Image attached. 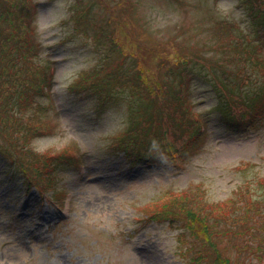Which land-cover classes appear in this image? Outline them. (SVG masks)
<instances>
[{
	"label": "rangeland",
	"instance_id": "374dc122",
	"mask_svg": "<svg viewBox=\"0 0 264 264\" xmlns=\"http://www.w3.org/2000/svg\"><path fill=\"white\" fill-rule=\"evenodd\" d=\"M24 1L31 8L26 39L34 44L33 59L51 66L53 73L46 97L38 96L49 103L52 128L29 144L37 153L72 146L78 163L71 156L50 166L53 192L45 194L28 189L23 174L6 172L0 158V264H189L194 252L186 248L189 230L180 220L147 218L145 204L166 189L190 187L204 188L210 203L237 196L243 185L264 199V112L253 126L224 121L210 73L229 68L214 48L216 20L230 21L237 35L248 31L264 55V20L251 19L252 5L246 0H126L132 5L131 37L119 23L128 22L117 13L126 7L120 0ZM7 3L0 2V7L7 8ZM112 15L108 32L123 39L126 67L143 56L145 69L162 72L158 50L166 55L178 50L198 59L174 64L178 73H185L187 98L204 125L197 140L184 137L179 156L159 153L130 164L111 143L128 128L132 105L142 101L131 99L126 88L110 100L100 99L88 85L68 88L83 70L102 63L109 44L101 28ZM249 235H231L221 242L230 264H264L258 240ZM231 242L251 246L239 249Z\"/></svg>",
	"mask_w": 264,
	"mask_h": 264
},
{
	"label": "trees",
	"instance_id": "16d2710c",
	"mask_svg": "<svg viewBox=\"0 0 264 264\" xmlns=\"http://www.w3.org/2000/svg\"><path fill=\"white\" fill-rule=\"evenodd\" d=\"M0 2L2 5L8 2L7 8L0 7V158L6 164V172L23 174V183L28 189L36 187L47 194L53 190L51 177L47 174L49 167L54 168L57 160H69L71 156L76 164L78 161L69 145L43 153H37L30 147L32 137L52 128L49 103L42 99L51 89L53 73L51 66L34 61V44L28 40L29 37L26 39L31 32L27 22L31 12L29 3L24 0ZM246 3L252 5L251 19L256 23L262 22L264 0H246ZM118 4L126 6L119 8L117 13L127 19L128 22L119 19V23L131 37L132 18L129 20L128 14L132 5L126 0H120ZM84 12H80L82 17L86 14ZM113 17L106 20L109 25L101 28V34L109 44L102 63L98 68L83 70L68 88L72 90L88 85L97 89L102 100H110L115 91L126 88L131 99L142 101L137 107L130 102L135 109L129 118L128 128L114 135L111 143L113 149L121 152L130 164L156 157L159 153L179 156L182 142L189 136L197 140L204 125L203 118L194 111L187 98L185 73H178L174 64L185 66L198 59L180 55L178 50L169 55L158 50L162 57L160 62L165 66L162 72L145 69L144 57L140 55L136 63L126 67L127 50L123 39L110 34L112 30L108 32ZM212 27L214 48L219 50L221 58L224 55L223 59L228 60L229 66L228 69L216 67L210 72L219 98L215 105L222 109L220 113L224 121L253 126L264 112V55L261 47L248 31L237 35L233 31L235 25L228 20H216ZM241 188L237 196L216 203H210L203 197L204 188L166 189L159 198L145 204L142 210L152 220L172 223L180 220L189 230L192 239L189 238L190 245L186 248L189 249L187 252L194 251L189 264H230V258L222 252L220 244L231 240V235L249 233V237L258 240L257 248L264 253V212H261V206L264 211V199L253 196L248 186ZM191 200L192 205L188 204ZM181 234L185 239L186 232ZM230 244L239 249L251 246L248 242Z\"/></svg>",
	"mask_w": 264,
	"mask_h": 264
}]
</instances>
